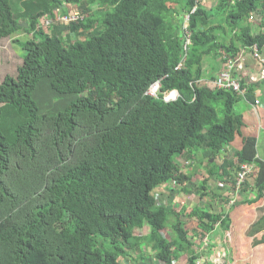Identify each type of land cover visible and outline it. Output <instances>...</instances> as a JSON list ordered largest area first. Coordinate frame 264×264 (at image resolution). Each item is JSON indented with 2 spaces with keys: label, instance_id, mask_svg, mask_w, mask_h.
Segmentation results:
<instances>
[{
  "label": "trees",
  "instance_id": "1",
  "mask_svg": "<svg viewBox=\"0 0 264 264\" xmlns=\"http://www.w3.org/2000/svg\"><path fill=\"white\" fill-rule=\"evenodd\" d=\"M215 2L0 0V40L32 34L15 40L26 51L23 63L0 82V264H140L150 257L176 264L183 256L186 264H215V239L232 228L236 205L217 212L202 201L186 213L157 196L167 187L189 192L194 173L178 157L194 162L204 148L201 200L218 175L233 195L251 194L238 205L264 198L258 139L243 135L244 112L236 108L241 100L256 104L264 81L243 79L245 96L206 84L254 45L264 58V0ZM155 82L161 90L153 95ZM237 134L243 146L219 166L215 159ZM244 163L259 170L252 185L237 189L231 171ZM251 214L233 228L239 236L246 228L254 248L264 245V208ZM185 216L197 227L187 228Z\"/></svg>",
  "mask_w": 264,
  "mask_h": 264
},
{
  "label": "rangeland",
  "instance_id": "2",
  "mask_svg": "<svg viewBox=\"0 0 264 264\" xmlns=\"http://www.w3.org/2000/svg\"><path fill=\"white\" fill-rule=\"evenodd\" d=\"M18 1V0H17ZM202 4L206 8H211L216 4L215 0H201ZM60 17V16H59ZM63 18L59 19L62 20ZM28 21L25 20L23 24H26ZM186 24V23H185ZM228 31L230 30V27H227ZM49 32V30H48ZM32 37V34H27L24 31L18 32L16 35L13 36V38L8 39H2L0 40V82L3 80L4 76L7 74L10 75H16L18 72V67L23 63V56L25 55L26 51L20 46L19 43H17L15 40L19 38V40L25 41ZM211 57V58H210ZM214 59L212 56H209L208 58L205 57V62H212ZM249 60H252L250 62L251 64H254L255 61L249 56ZM264 94V90H263ZM258 105V104H256ZM254 105V106H256ZM236 108L239 111L244 112L245 120L248 119L250 123L255 121V114L252 110L248 109L249 106H247L246 102L244 100H241L236 104ZM260 113L263 115L264 111L262 108H259ZM247 125V124H246ZM249 127V125L246 126L245 130ZM249 129V128H248ZM244 133L246 135H250L251 133H255L256 137H259V145L261 146L260 153L262 154V157L264 158V128L260 131H252L247 133V131ZM263 132V134H262ZM240 145L243 146V139L241 135H236L234 144L230 147H227L225 151L221 152L216 160V163L221 166V163L223 162L224 158L235 160V152L238 150ZM236 148V149H235ZM206 149L201 148L198 150V153H194L193 157L196 158L193 161L190 159H186L184 156H179L178 160L182 165L184 166V170L186 172H193V183H187V187L189 188V192L182 194L178 191L177 187L171 188L167 187L166 191L159 190L157 192V196L159 195H165L164 197V203L167 205H172L173 201H175L177 204H180V206H186L187 210L186 213L191 212L192 208L200 205H203L202 201H205L207 204H212L213 209L217 212L220 211H227L229 210L230 206L236 205L233 207V209H230V215L234 222L237 220V218H241L244 221L245 218H249L251 213L254 212L253 215L260 216L262 214V210L264 208V198L261 199L259 202L254 203L252 205H238L239 201H242L243 196L251 195L248 193L241 194V190L238 191V194L233 195L236 190L233 189L231 182H228L227 178L222 179L221 175L212 176V178L207 182V188H205V192H208V195L204 197L203 200L200 198V194L198 193V188H200L199 183L202 182V180L205 177H208V173L206 170V167L208 166L209 158L204 156V152ZM201 159V161H200ZM211 161H214V159H211ZM184 163V164H183ZM243 170L240 172H233L231 171V174L233 176L234 174V181L235 183H238L241 174H243ZM254 177H256V172L254 171L253 174L247 176V181L252 185L254 183ZM232 180V179H231ZM219 182H224L223 186L219 185ZM226 183V184H225ZM252 183V184H251ZM199 186V187H198ZM240 186H237V189H239ZM226 199L227 201L223 200ZM229 212V211H228ZM186 222V227L191 229L194 226L197 227V219L190 217H183L182 218ZM245 223V222H244ZM233 224L231 225L232 228L224 233L223 235H218L215 241L219 243V251L214 256L210 257L215 264H220L223 262H228V264H247L248 262H251V264H262L264 262V245H259L257 247L251 246V239L248 238L245 234V229L241 231L242 235H235L237 233V229L233 228ZM192 230V229H191ZM145 232H148V228L144 229ZM164 234L169 237V230L164 231ZM190 235L194 237L195 242L199 243L201 242L199 240V237L194 234L193 231H190ZM203 239V241H205ZM210 242V239H208ZM203 248L208 247L206 244L201 245ZM202 249V248H201ZM201 253V252H199ZM256 255H260L259 260H252V258H256ZM258 259V258H257ZM186 256L181 257L179 260H176V264H186ZM126 264H128V261H125ZM132 264V261H131ZM140 264H158L155 262V259L153 257H150L146 262H141Z\"/></svg>",
  "mask_w": 264,
  "mask_h": 264
},
{
  "label": "built area",
  "instance_id": "3",
  "mask_svg": "<svg viewBox=\"0 0 264 264\" xmlns=\"http://www.w3.org/2000/svg\"><path fill=\"white\" fill-rule=\"evenodd\" d=\"M63 21H70L72 18L69 17H61ZM60 18V19H61ZM250 57L255 61L254 64L249 62V57L247 59L241 58L236 61H232L228 59L227 65L224 69L220 71L218 74V78L216 80L208 81L206 80V84H212L215 88H223V89H232L236 93L241 96H245L246 88L243 86V79H246V85L251 83H258L264 81V58L260 54L257 45L253 46L251 50ZM180 67V66H179ZM254 69L256 72H251ZM160 88V82H155L151 86L148 93L156 95ZM178 96L177 91L167 92L164 98L168 101L171 99H175ZM260 100L256 101V104H260ZM242 170L244 171L241 174V178L237 183V186H241L243 182L247 179V176L253 172L254 165L253 164H243ZM207 239V238H206Z\"/></svg>",
  "mask_w": 264,
  "mask_h": 264
},
{
  "label": "crops",
  "instance_id": "4",
  "mask_svg": "<svg viewBox=\"0 0 264 264\" xmlns=\"http://www.w3.org/2000/svg\"><path fill=\"white\" fill-rule=\"evenodd\" d=\"M247 57H248V55H247ZM249 59V58H248ZM220 69H221V66L220 65H218L217 66V68H216V73H218L219 71H220ZM252 70H254V69H252ZM215 73V74H216ZM207 77H209V76H207ZM262 83H264V82H262ZM263 90H264V84H262V89H259L257 92H256V94H257V99L256 100H260V104H258V105H256V104H254V105H256V106H254L253 104H251L250 106H249V108L248 109H250V110H252L253 112H254V114H255V121L254 122H252V123H250L249 122V120L248 119H246L245 120V124H247V125H249V129L247 128L246 130H245V128H246V126L247 125H245V127L243 128V133H244V130H245V132L247 131V133H249V132H254V131H256V130H258V131H260V130H262L263 128H264V113H263V115L260 113V110H259V108H262L263 109V111H264V94H263ZM248 106V105H247ZM244 119H245V116H244ZM263 132H264V130H263ZM263 132H262V134H263ZM244 136H255L256 137V134L254 133H251L250 135H246L245 133L243 134ZM258 139V156L261 158V159H264L263 157H262V154L260 153V149H261V146L259 145V137L257 138ZM264 142V141H263ZM233 144H231V146H232ZM242 147V145H240V147L238 148V149H240ZM236 149V148H235Z\"/></svg>",
  "mask_w": 264,
  "mask_h": 264
},
{
  "label": "clouds",
  "instance_id": "5",
  "mask_svg": "<svg viewBox=\"0 0 264 264\" xmlns=\"http://www.w3.org/2000/svg\"><path fill=\"white\" fill-rule=\"evenodd\" d=\"M179 66H180V65H179ZM160 90H161V85H160V88H159V90H158V93H159ZM172 91H177V93H179L178 90H176V89H175V90H171V91H169V92H172ZM171 100H172V99H171ZM244 164H253V165H254V170H253V172L255 171V172H256V176H257V173H258V170H259V169H258V167L256 166L255 163H244ZM242 165H243V164H242ZM242 165H241V169H240L238 172H240V171L242 170ZM253 172H252L251 174H253ZM251 174H250V175H251ZM205 178H207V177H205ZM211 178H212V177H210L209 180H210ZM216 178H217V177H216ZM255 178H256V177H254V180H255ZM209 180H208V181H209ZM246 181H247V180H246ZM219 185H220V186H223V185H224V182H223V183H222V182H219ZM236 188H237V183H236Z\"/></svg>",
  "mask_w": 264,
  "mask_h": 264
}]
</instances>
